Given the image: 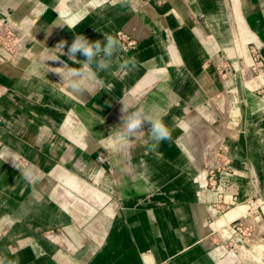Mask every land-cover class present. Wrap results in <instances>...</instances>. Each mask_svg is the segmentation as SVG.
Masks as SVG:
<instances>
[{"label":"crops","instance_id":"crops-1","mask_svg":"<svg viewBox=\"0 0 264 264\" xmlns=\"http://www.w3.org/2000/svg\"><path fill=\"white\" fill-rule=\"evenodd\" d=\"M5 29L21 47L0 48L2 264H264V0H0ZM103 33L123 47L99 88L61 91L42 58ZM123 104L171 138L145 122L115 142ZM252 201L260 232L229 243Z\"/></svg>","mask_w":264,"mask_h":264},{"label":"clouds","instance_id":"clouds-1","mask_svg":"<svg viewBox=\"0 0 264 264\" xmlns=\"http://www.w3.org/2000/svg\"><path fill=\"white\" fill-rule=\"evenodd\" d=\"M105 3V0H98V6ZM102 40H89L84 34L75 35L71 45L68 46L65 53L66 41H60L55 48L59 51V57L49 55L42 58L41 66L46 69V72H52L59 76L61 91H67L70 96H79L85 93L92 94L96 91L102 81L98 78L99 71H105L112 67L113 61L119 58V53L122 49L121 42L113 35L103 33ZM82 54L86 59L80 61L77 59V54ZM67 55L69 61L79 65L72 67L66 61H61L60 67H49L46 61H60V57ZM136 67V59L134 57L123 60L119 64L121 71H131ZM123 115L121 123L118 125L117 134L114 137L115 142H127L130 138L143 136L145 132L142 126L145 122L150 123V130L147 132L148 137L155 144L169 140V128L157 117H154L144 107H138L135 110L129 111V106L124 105L121 109ZM25 178L31 180L30 173L25 172Z\"/></svg>","mask_w":264,"mask_h":264},{"label":"built area","instance_id":"built-area-1","mask_svg":"<svg viewBox=\"0 0 264 264\" xmlns=\"http://www.w3.org/2000/svg\"><path fill=\"white\" fill-rule=\"evenodd\" d=\"M136 45V42L131 39H124V47L132 48ZM21 47L20 42L15 36L14 32L10 29L0 30V48H5L6 50L13 52L14 50H18ZM253 56L256 61V69L260 68V64L262 62V58L259 52L256 49L252 50ZM209 187L216 191L220 196L224 191V185L219 181L216 171H212L209 177ZM233 203H222L221 202V210H228L232 206ZM259 204L257 201L250 202V210L247 214L240 217L237 220L230 222L227 226V230L231 233L230 242L231 244H236L245 236L253 237L255 235V231H257L258 227L257 223H260V217L258 214ZM256 221V222H255ZM0 264H2L0 257Z\"/></svg>","mask_w":264,"mask_h":264},{"label":"rangeland","instance_id":"rangeland-1","mask_svg":"<svg viewBox=\"0 0 264 264\" xmlns=\"http://www.w3.org/2000/svg\"><path fill=\"white\" fill-rule=\"evenodd\" d=\"M255 222H256V221H255ZM259 224H260V223H257V222H256V225H257V227H258V228H257L258 230L255 231V232H256L255 235H257V234L260 232V229H259L260 226H259ZM255 235H254V236H255ZM254 236H253V237H254ZM253 237H248V236L246 237V236H245V237L242 238L241 240H244V239H250V238H253Z\"/></svg>","mask_w":264,"mask_h":264}]
</instances>
